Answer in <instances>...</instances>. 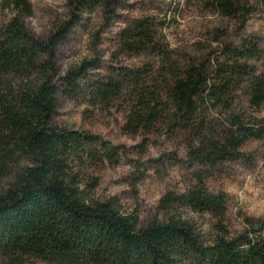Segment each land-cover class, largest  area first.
Masks as SVG:
<instances>
[{
  "label": "trees",
  "instance_id": "16d2710c",
  "mask_svg": "<svg viewBox=\"0 0 264 264\" xmlns=\"http://www.w3.org/2000/svg\"><path fill=\"white\" fill-rule=\"evenodd\" d=\"M119 0H68L71 17L102 5L112 13ZM224 15L239 12L238 2L208 0ZM13 16L0 26V169L17 168L9 187L0 192V254L6 264L40 260L48 264H264V222L244 218L241 231L216 227L208 238L183 212L209 214L222 219L224 192H211L198 180L182 191L168 190L159 200L164 220L137 229L136 215H123L116 200L86 204L80 199L79 171L86 163L116 164L118 150L100 137L52 124L60 94L79 96L86 63L57 75L56 56L69 23L46 37L31 33L22 16L31 13L29 0H9ZM149 19L132 21L121 30V45L140 53L156 49V32ZM254 42L242 39L225 45L226 60L215 62V76L207 77L206 60H194L177 69L167 82V121L175 130L191 132L205 102L228 103L234 81L244 76L249 103H264V78L247 63L257 56ZM163 61L169 58L159 50ZM165 59V60H164ZM179 70V71H178ZM141 90V75L121 68L115 76L90 83L93 98L116 97L125 82ZM141 95V94H140ZM145 97V95H144ZM139 100L124 129L135 132L161 118V104L153 94ZM223 137H206L197 128L187 150L191 165L215 166L231 160L248 161L240 146L248 138L264 135V123L242 124L232 116ZM23 163V164H22ZM13 171L8 170L12 175ZM221 221L219 225L221 227Z\"/></svg>",
  "mask_w": 264,
  "mask_h": 264
},
{
  "label": "rangeland",
  "instance_id": "374dc122",
  "mask_svg": "<svg viewBox=\"0 0 264 264\" xmlns=\"http://www.w3.org/2000/svg\"><path fill=\"white\" fill-rule=\"evenodd\" d=\"M29 1L31 13L22 16V20L37 37H46L72 22L58 46V77L86 63L79 78L82 81L79 96L59 95L52 124L58 129L98 136L111 146L122 148L118 150L116 164L86 163L78 170L77 189L82 202L93 204L114 199L121 214L136 215L137 229H143L164 220L158 204L166 191H182L201 180L211 192L221 191L227 196L222 219L183 212L208 238L214 235L216 227L229 232L243 230L244 218L264 222V135L248 138L240 146L248 161H224L213 167L185 163L195 128L206 137L216 138L223 137L232 127V116L247 126L257 120L264 123V103L260 107L250 105L245 77L234 81L225 106L210 102L201 106L191 132L171 129L164 112L168 107L167 82L177 69L194 60H206L207 77L212 79L216 60L227 58L226 44L234 46L242 39L254 42L259 53L247 63L264 78V0H232L240 8L232 16L209 6L208 0H119L112 5V13L107 14L102 5H97L92 11L78 12L79 17L74 20L68 0ZM8 2L0 0V26L13 16ZM139 19L152 22L156 49L148 47L134 53L122 47L121 30ZM159 50L169 54L166 61ZM121 68L141 75V90L135 91L126 81L116 97L93 98L90 83L115 76ZM152 94L160 99L157 111H163L161 118L150 130L147 127L133 133L125 130L128 116L140 108L141 97L145 95L147 101ZM8 168L12 175L0 169V192L9 187L18 170ZM0 264H6L1 254ZM26 264L48 263L29 260Z\"/></svg>",
  "mask_w": 264,
  "mask_h": 264
}]
</instances>
